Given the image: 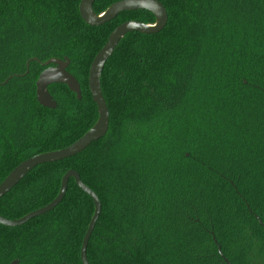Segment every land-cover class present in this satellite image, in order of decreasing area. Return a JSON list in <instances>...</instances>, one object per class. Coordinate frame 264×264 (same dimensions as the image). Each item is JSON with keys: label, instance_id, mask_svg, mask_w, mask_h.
<instances>
[{"label": "trees", "instance_id": "trees-1", "mask_svg": "<svg viewBox=\"0 0 264 264\" xmlns=\"http://www.w3.org/2000/svg\"><path fill=\"white\" fill-rule=\"evenodd\" d=\"M120 0H96L103 13ZM166 28L129 33L106 63L107 135L82 153L31 171L0 199L22 218L51 203L69 170L99 197L90 264H264V0H159ZM81 0H0V184L19 164L80 139L98 120L89 69L114 29L155 23L145 10L92 27ZM68 57L82 99L36 82ZM48 117L50 133L39 134ZM94 202L73 178L60 205L19 227L0 225V264H82ZM262 222L263 224H261Z\"/></svg>", "mask_w": 264, "mask_h": 264}, {"label": "water", "instance_id": "water-1", "mask_svg": "<svg viewBox=\"0 0 264 264\" xmlns=\"http://www.w3.org/2000/svg\"><path fill=\"white\" fill-rule=\"evenodd\" d=\"M95 1L96 0H81L79 5V12L82 20L92 27H99L109 23L123 12L138 10H145L152 13L156 19L155 23L147 24L138 21H127L114 29L109 35L106 44L95 56L89 69V89L92 94L93 102L98 109V120L95 125L80 139L68 147L34 155L19 164L0 184V199L10 193L36 167L74 157L107 135L110 128V112L101 87V78L106 63L112 57L116 48L127 34L133 32L145 35L158 34L162 32L168 24L169 15L167 9L159 0H120L113 3L101 14H97L94 11ZM31 61L40 62L37 58L30 59L27 62L28 70ZM70 62V59L67 57L64 60L52 58L45 63L40 62L42 65L48 66L41 72L36 82V97L41 106L52 110L57 108V101L49 91V87L53 84L66 85L71 92L76 94L78 100L82 99L80 83L77 78L67 70ZM11 79L12 76L6 79L3 83H0V86L6 85ZM71 178L75 180L77 186L83 192L91 197L95 206L94 214L90 220L81 247L82 264H90L87 251L90 239L102 213V204L97 194L82 181L80 174L75 170H69L65 173L61 181L59 194L51 203L16 220H10L0 216V225L11 228L19 227L28 223L32 219L51 212L64 200ZM219 253L226 264H232L223 255L221 246H219ZM19 262L20 261L16 259L11 262V264H19Z\"/></svg>", "mask_w": 264, "mask_h": 264}, {"label": "rangeland", "instance_id": "rangeland-1", "mask_svg": "<svg viewBox=\"0 0 264 264\" xmlns=\"http://www.w3.org/2000/svg\"><path fill=\"white\" fill-rule=\"evenodd\" d=\"M54 118L53 117H48V119H47V124L46 125H44V127H42L41 128V130H40V132H39V134H46L47 132L48 133H50L52 130H53V128H54Z\"/></svg>", "mask_w": 264, "mask_h": 264}, {"label": "flooded vegetation", "instance_id": "flooded-vegetation-1", "mask_svg": "<svg viewBox=\"0 0 264 264\" xmlns=\"http://www.w3.org/2000/svg\"><path fill=\"white\" fill-rule=\"evenodd\" d=\"M65 58H66V57H64V58L61 59V60H64ZM67 58H68V57H67ZM32 59H33V58H32ZM37 59H38V58H37ZM51 59H52V58H51ZM58 59H60V58H58ZM29 60H30V59H29ZM29 60H28V61H29ZM38 60H39V59H38ZM49 60H50V59H49ZM39 61H40V60H39ZM47 61H48V60H47ZM47 61H46V62H47ZM70 61H71V60H70ZM31 62H32V61H31ZM36 62H37V61H36ZM40 62H41V61H40ZM40 62H38V63H40ZM41 63H45V62H41ZM41 63H40V64H41ZM70 63H71V62H70ZM41 65H42V64H41ZM42 66H44V65H42ZM69 66H70V65H69ZM26 67H27V63H26ZM44 67H45V68H44V70H45L48 66H44ZM29 69H30V66H29ZM44 70H43V71H44ZM67 70H68V69H67ZM27 71H28V72H26L24 75H15V76H16V77H19V76L24 77L25 75H27V74L29 73V70H28V69H27ZM40 74H41V73H40ZM10 77H11V76H10ZM13 77H14V76H12V78H13ZM8 83H9V82H8ZM8 83H7V84H8ZM51 95H52V94H51ZM52 96H53V95H52ZM53 98H54V97H53ZM57 104H58V103H57ZM260 223L263 224L262 222H260Z\"/></svg>", "mask_w": 264, "mask_h": 264}]
</instances>
